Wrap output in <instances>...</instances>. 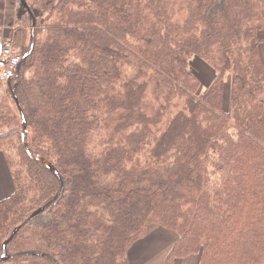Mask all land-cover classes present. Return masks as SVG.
Wrapping results in <instances>:
<instances>
[{
    "label": "trees",
    "instance_id": "16d2710c",
    "mask_svg": "<svg viewBox=\"0 0 264 264\" xmlns=\"http://www.w3.org/2000/svg\"><path fill=\"white\" fill-rule=\"evenodd\" d=\"M32 5L0 93V264H133L151 225L178 235L165 264H264V0ZM193 57L216 71L204 92Z\"/></svg>",
    "mask_w": 264,
    "mask_h": 264
},
{
    "label": "rangeland",
    "instance_id": "374dc122",
    "mask_svg": "<svg viewBox=\"0 0 264 264\" xmlns=\"http://www.w3.org/2000/svg\"><path fill=\"white\" fill-rule=\"evenodd\" d=\"M15 1V0H14ZM31 4H30V3ZM35 0H28V3L32 5L34 4ZM36 5V4H35ZM33 6V5H32ZM37 9V7H36ZM24 10H26L24 8ZM39 14L40 11H37ZM29 22V21H28ZM29 24L26 22V25ZM31 25V23L29 24ZM25 26V25H24ZM25 37L22 38V49L25 50L31 43L30 37V26L29 28L26 27ZM23 29V28H22ZM25 29V28H24ZM21 32L20 30H18ZM263 42L261 43V53L264 59V31L262 32ZM13 42L14 39L10 38ZM18 43V40L16 44ZM15 44V42H14ZM191 68L194 73L198 76L199 80L201 81V92H204L208 89L209 85L213 82L216 71L215 68L205 62L200 57H193L191 58ZM5 80L0 79V93L3 94L5 90ZM1 94V95H2ZM6 96V91L3 94V97ZM225 105H229L230 101V84H227L225 95H224ZM11 101V100H10ZM14 102H11L13 105ZM15 107V105H13ZM16 108V107H15ZM5 155L2 151H0V172L1 167L3 166L4 169L7 168V163L5 161ZM210 171L214 173V168L210 167ZM213 176H216L214 174ZM6 181H8V190L6 189L3 192H0V200L9 197L14 191V183L11 177V174L8 173V178L6 177ZM10 184V190H9ZM178 240V235L176 232H171V230L161 226V225H151L148 230V234L146 238L138 242L130 251V260L133 264H165V260L171 251L175 241ZM172 264H201V258L197 255H193L186 258H179Z\"/></svg>",
    "mask_w": 264,
    "mask_h": 264
},
{
    "label": "crops",
    "instance_id": "0c3cea01",
    "mask_svg": "<svg viewBox=\"0 0 264 264\" xmlns=\"http://www.w3.org/2000/svg\"><path fill=\"white\" fill-rule=\"evenodd\" d=\"M30 7L32 10V5H30ZM32 13H33V10H32ZM0 20L2 22L0 38L1 39L12 38L15 40L14 41L15 43L18 40L17 46L22 51V38L25 37V33L27 30L26 27L29 28L30 26V32H29L30 37H31V29L33 28L32 26L33 19L31 18L27 9L24 10V7L20 4L19 0H15V1L14 0H0ZM26 22L29 24L31 23V25L29 24L26 25ZM18 30H20L21 32H19ZM5 161L7 163L6 158H5ZM8 173L11 174L9 166H7L6 169H4V167L2 166L1 172H0V192L5 191L6 189L8 190L9 182L6 181V177L8 178ZM9 190H10V184H9Z\"/></svg>",
    "mask_w": 264,
    "mask_h": 264
},
{
    "label": "water",
    "instance_id": "95a60500",
    "mask_svg": "<svg viewBox=\"0 0 264 264\" xmlns=\"http://www.w3.org/2000/svg\"><path fill=\"white\" fill-rule=\"evenodd\" d=\"M20 4L27 9V11L29 12L31 18L33 19V13L31 11V8H30V5L28 4V1L27 0H19ZM34 24H35V21H34ZM14 95V99L16 101V104L19 108V112H20V115L22 117V128H23V140H24V143L25 145L28 147L27 145V135H28V126H27V122H26V119H25V116L23 114V110H22V107H21V104H20V101L16 95V92L13 93ZM37 158L42 161L43 163H45L49 168H51L52 170H54V168L49 164L47 163L43 158H41L40 156H37ZM62 192V188L59 192V194L53 199L51 200L50 202H48L47 204L39 207L38 209H36L35 211H33L30 216L27 218V220L22 223L20 226H17L16 228H14V230L12 231L10 237L3 243V251H2V260L3 261H6L10 258V255H9V251H8V244L14 239V237L16 236V234L19 232V230L30 220L36 218L37 216L41 215L42 213L45 212V210L49 207V205L54 202L61 194Z\"/></svg>",
    "mask_w": 264,
    "mask_h": 264
},
{
    "label": "built area",
    "instance_id": "2783aa9c",
    "mask_svg": "<svg viewBox=\"0 0 264 264\" xmlns=\"http://www.w3.org/2000/svg\"><path fill=\"white\" fill-rule=\"evenodd\" d=\"M2 23L0 21V30ZM20 49L10 39H0V78L8 80L16 75L21 62Z\"/></svg>",
    "mask_w": 264,
    "mask_h": 264
},
{
    "label": "flooded vegetation",
    "instance_id": "af4514ba",
    "mask_svg": "<svg viewBox=\"0 0 264 264\" xmlns=\"http://www.w3.org/2000/svg\"><path fill=\"white\" fill-rule=\"evenodd\" d=\"M31 8V7H30Z\"/></svg>",
    "mask_w": 264,
    "mask_h": 264
}]
</instances>
